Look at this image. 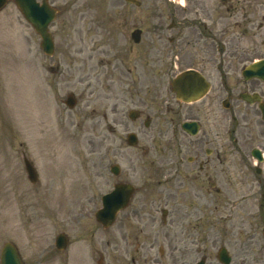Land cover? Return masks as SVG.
<instances>
[{"label":"rangeland","instance_id":"1","mask_svg":"<svg viewBox=\"0 0 264 264\" xmlns=\"http://www.w3.org/2000/svg\"><path fill=\"white\" fill-rule=\"evenodd\" d=\"M10 1L0 11V251L10 241L19 247L25 264H98L103 250L109 253L106 263H128L123 251L132 248L122 246L119 254L113 242L105 248L93 218L101 195L117 180L109 165L132 169V159L151 157L142 151L147 145L143 132L136 131L139 145L131 148L125 141L127 130L115 125L117 112L131 106L127 81L118 83L114 58L121 46L132 44L130 33L135 27L142 30L141 42L133 46L139 51L154 36L153 29L168 28L167 15L179 21L180 6L172 0H139V7L123 0H50L63 10L51 28L55 52L49 57L40 51L39 37ZM199 1L207 8L211 3L218 7L217 22L229 25L234 45L249 54L257 49V37L241 35L256 29L245 27L247 20L239 12L245 0L229 1V13L221 0ZM249 1L264 14V0ZM185 2L191 7L194 0ZM236 65V60L222 65L211 77V93L199 105L215 98L220 76L231 81L238 75ZM68 94L77 101L72 110L63 104ZM121 120L128 123L123 115ZM18 143L37 171L36 184L26 179L16 159ZM130 181L139 185L134 172ZM59 232L69 237L63 251L53 246Z\"/></svg>","mask_w":264,"mask_h":264},{"label":"flooded vegetation","instance_id":"2","mask_svg":"<svg viewBox=\"0 0 264 264\" xmlns=\"http://www.w3.org/2000/svg\"><path fill=\"white\" fill-rule=\"evenodd\" d=\"M245 2L239 12L253 30L260 9ZM216 9L195 0L180 9L177 24L172 20V34L155 28L144 50L123 46L116 56L118 83L127 81L129 105L137 110L131 124L144 133L143 152L155 155L132 159L135 168L120 172L126 181L134 172L139 181L113 224L115 251L132 248L123 251L128 264H213L219 245L232 261H264V122L259 108L264 82L240 74L264 58V24L241 34L258 38L257 49L249 54L233 44L228 24H218ZM233 60L238 75L231 81L222 76L208 104L176 101L169 84L178 72L204 70L211 77L218 63L222 67ZM185 122L195 124L190 129L194 135L183 130Z\"/></svg>","mask_w":264,"mask_h":264},{"label":"water","instance_id":"3","mask_svg":"<svg viewBox=\"0 0 264 264\" xmlns=\"http://www.w3.org/2000/svg\"><path fill=\"white\" fill-rule=\"evenodd\" d=\"M14 1L17 7L19 8V10L21 11V13L23 14V16L25 17V19L32 25L36 33L39 34V36L41 37L40 45L43 52L47 55H51L53 52V42L50 34L47 32V26L55 16L54 10L50 9L49 6H47V4L45 3V1L43 2L42 5H38L35 2V0H14ZM127 1L138 4L135 0H127ZM6 2L7 0H0V9L5 5ZM138 33L139 32H135L136 35L133 34L135 41L137 40ZM258 67H260V70H264V65H260V64L252 65L251 70H257ZM187 83L188 80L184 75L180 76L177 80L174 81L173 89L179 98L183 99L184 97L190 95L187 89ZM205 88L206 85L202 83L201 86H198L197 89L198 91L201 90L200 93L201 92L203 93ZM73 103H74L73 99L69 96L66 100V104L69 107H72ZM113 172L116 174L117 172L116 168H114ZM31 179L34 180L33 175L31 176ZM116 189L130 190V187L118 186ZM117 195L118 194L116 193H112L109 196H107V198L105 199L106 207L103 210V212H100V215H104V217L106 218L105 220L106 225H109L113 221L115 213L118 210V208L120 206H124L125 204V201L123 200L124 197L125 199L128 198V195L127 196L123 195L124 197L119 195V198L124 202L118 205L116 202L118 199ZM56 244L58 248L60 249L64 248L66 244L65 238L62 235H59L56 239ZM221 261L224 264L229 263L228 258L225 259L221 258ZM1 264H21L19 256L15 248L11 244L7 243L4 245L1 254Z\"/></svg>","mask_w":264,"mask_h":264}]
</instances>
